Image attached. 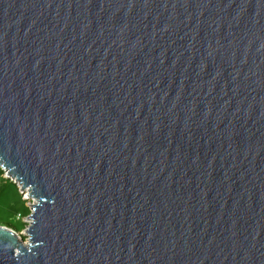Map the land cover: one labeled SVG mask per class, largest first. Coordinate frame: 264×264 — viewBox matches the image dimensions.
Returning <instances> with one entry per match:
<instances>
[{
  "label": "water",
  "instance_id": "water-1",
  "mask_svg": "<svg viewBox=\"0 0 264 264\" xmlns=\"http://www.w3.org/2000/svg\"><path fill=\"white\" fill-rule=\"evenodd\" d=\"M0 168V264H264V0H0Z\"/></svg>",
  "mask_w": 264,
  "mask_h": 264
},
{
  "label": "rangeland",
  "instance_id": "rangeland-1",
  "mask_svg": "<svg viewBox=\"0 0 264 264\" xmlns=\"http://www.w3.org/2000/svg\"><path fill=\"white\" fill-rule=\"evenodd\" d=\"M33 203V199L26 196V191L22 192L20 185L6 178L5 173L0 170V224L13 225L11 228L4 227L14 232L22 242H25L23 233L28 225ZM25 207L27 212L24 211Z\"/></svg>",
  "mask_w": 264,
  "mask_h": 264
},
{
  "label": "trees",
  "instance_id": "trees-1",
  "mask_svg": "<svg viewBox=\"0 0 264 264\" xmlns=\"http://www.w3.org/2000/svg\"><path fill=\"white\" fill-rule=\"evenodd\" d=\"M24 211L27 212V208H26V207H25V210H24ZM26 212H24V214H25ZM0 226H6V227H9V228L13 227V225H4V224H0Z\"/></svg>",
  "mask_w": 264,
  "mask_h": 264
},
{
  "label": "bare ground",
  "instance_id": "bare-ground-1",
  "mask_svg": "<svg viewBox=\"0 0 264 264\" xmlns=\"http://www.w3.org/2000/svg\"><path fill=\"white\" fill-rule=\"evenodd\" d=\"M24 192H25V190H24Z\"/></svg>",
  "mask_w": 264,
  "mask_h": 264
},
{
  "label": "clouds",
  "instance_id": "clouds-1",
  "mask_svg": "<svg viewBox=\"0 0 264 264\" xmlns=\"http://www.w3.org/2000/svg\"><path fill=\"white\" fill-rule=\"evenodd\" d=\"M0 170H1V168H0Z\"/></svg>",
  "mask_w": 264,
  "mask_h": 264
}]
</instances>
